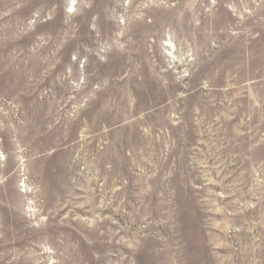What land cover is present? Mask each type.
<instances>
[{
	"label": "rangeland",
	"instance_id": "1",
	"mask_svg": "<svg viewBox=\"0 0 264 264\" xmlns=\"http://www.w3.org/2000/svg\"><path fill=\"white\" fill-rule=\"evenodd\" d=\"M0 264H264V0H0Z\"/></svg>",
	"mask_w": 264,
	"mask_h": 264
}]
</instances>
